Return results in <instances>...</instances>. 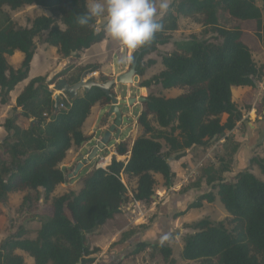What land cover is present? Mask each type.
Listing matches in <instances>:
<instances>
[{
	"label": "trees",
	"instance_id": "trees-1",
	"mask_svg": "<svg viewBox=\"0 0 264 264\" xmlns=\"http://www.w3.org/2000/svg\"><path fill=\"white\" fill-rule=\"evenodd\" d=\"M87 3L88 0H0L1 103H6L16 86L29 78L38 39L56 47L63 58L80 56L105 39L106 32L103 26L98 27L97 19L89 26L77 23L78 16L87 10ZM29 6L37 11L30 17L29 25L21 26L10 12ZM196 16L215 34L214 40L191 35L176 41L177 50L161 58L164 69L139 84L146 88L153 84L164 89L186 88V91L173 97L148 95L137 119L143 133L132 145L127 141L116 145L117 155L126 158L113 157L106 168H95L84 178L78 192L53 196L56 188L67 182L61 163L74 145L80 146L90 139L84 134L83 125L94 105L105 107L110 97L100 88L92 87L74 99H64V107L55 112L50 85L62 77L70 83L77 82L79 76L66 77L74 64L51 79L32 78L20 92L13 114L3 123L7 135L0 142V208L12 193L26 192L22 202L26 204L31 199L29 192L35 191L42 195L44 209L36 211L41 224L36 238H27V229L20 227L0 246V264H26L24 256L16 252L18 249L32 256L35 264H94L95 254L101 249L91 246L88 235L113 219L129 202L122 175L137 178L134 200L154 202L157 183L154 174H161L167 187L176 178L170 159L179 160L187 149L207 146L211 139L236 127L243 113L233 100L232 88H257L264 77V66H258L253 58L245 26L255 24V36L264 50V0L262 5L256 0H173L167 13L158 20L163 29L150 44L133 53L132 61L149 46L137 66V74L143 76L147 66L156 62L151 59L146 64L145 56L156 51L158 45L171 41L170 32L178 29L181 17ZM225 18L238 23L226 26ZM16 51L24 54L17 69L7 59ZM96 68V65L84 67L89 72ZM223 114H228L225 122ZM20 116L35 122L23 128L18 124ZM150 116L158 127L152 124ZM254 160L264 175V158ZM221 173L214 165L208 167L206 182L212 189L181 214L202 207L205 201L218 200L229 216L228 224L209 219L196 222L194 232L183 238L181 257L198 264H264V179L249 170L239 171L232 180H226ZM128 238L123 233L122 240ZM149 247L160 252L165 260L173 253L168 245L139 242L130 255Z\"/></svg>",
	"mask_w": 264,
	"mask_h": 264
},
{
	"label": "rangeland",
	"instance_id": "rangeland-1",
	"mask_svg": "<svg viewBox=\"0 0 264 264\" xmlns=\"http://www.w3.org/2000/svg\"><path fill=\"white\" fill-rule=\"evenodd\" d=\"M172 1L173 0H169V4ZM256 2L259 5L263 4V0H256ZM35 11H37V9L33 6H29L17 11H11L10 13L19 25L27 26L29 25L30 17L34 16ZM45 12L48 13L47 11ZM162 17L163 15H158L157 19L159 20ZM225 19L226 20L223 21V23L226 26H233L238 23L232 18ZM97 23L101 26L103 18H98ZM245 26H247L246 28L248 29L246 31L247 34L249 33V37H247L249 39L248 41L253 48V58L258 66H264V50L262 49L258 38L255 36V24L250 22L246 23ZM170 33L172 39L169 43L158 45L156 51L148 53L145 56L144 61L146 64L151 59L156 62L152 66H147L146 75L143 79H150L162 71L164 67L161 58L163 55L177 50L175 44L176 41L184 40L191 35H196L199 38H210L212 40H214L215 37L213 32H210L208 28H205V26L202 25L200 17L197 16L181 17L178 22V29ZM37 45L40 50H38L34 62V67L31 73L32 75L44 74L52 67L56 66V61L53 57L54 47L48 46L49 49H46L43 44V39H38ZM59 61V63H61L64 60L60 59ZM70 62L73 64L75 58H72ZM57 69L58 68L55 70ZM54 71L52 73H54ZM129 86L131 85L120 84V88L118 89V93L122 96L120 98L130 97L131 94L132 96L137 97V89L135 86H132L131 92L129 91ZM184 91H186V88H172L166 90L159 84H153L148 91L146 89V94L143 96L154 94L173 97ZM261 91L262 94H260ZM253 92V94H249V97H247L245 101H239L238 103L243 115L246 116L240 125V130L242 129L243 133H235L233 130L226 131L221 136L211 139L207 146H199L191 150L187 149L185 153L187 158H184L185 160L183 158L179 160L170 159L172 168L174 167L177 174L173 181V185L170 187L165 186L164 179H157L154 174L157 181L155 192L158 198L156 201L149 204H139V207L134 209L136 210L135 214L132 211L133 209L130 208L132 207V203L135 202L132 195L137 178L122 175V179L128 188L129 202L123 206L121 216L110 222L113 231H117L119 234L116 235L118 236L117 238H111L110 242L112 243L110 249L105 255H102L99 252L95 254L97 258L94 264H116L119 261L121 264H198L195 261L182 259L181 251L184 245V236L193 233V225L201 219H209L214 223L224 222L226 225L228 224L229 219L225 208L218 200L213 203L205 201L202 207L193 208L185 214H181V212L186 210L191 203L196 202L200 195L207 193L212 189L211 185L206 182V171L208 167L214 165L218 171H222L221 174L226 180H232L239 171L243 170H249L260 179H264V175L254 160V158H264V144L261 142V136H257L264 132V77L257 83V88H255ZM258 97L260 100H258ZM250 105H255L257 110L256 114H263L261 119H257L254 114L252 115L253 119H249L248 112H250L251 109H248V106ZM138 106L143 107L141 103H138ZM138 106L133 109L132 118L139 112ZM123 107H125V111L129 112V107L133 106ZM7 109V106L0 103V125ZM150 117L152 124L158 127L153 116ZM136 118L138 119V115ZM222 120L224 122L226 121V115H222ZM251 122L255 124L253 128L250 126ZM27 123L28 122H26V125ZM137 126H139L138 123ZM137 126H132L130 128L134 132L132 134H137L136 136L143 133V128L139 126V130H137ZM252 130L256 131V134H254L255 138L250 139L248 143H245L244 139L240 141L238 135L245 137L246 133ZM6 135V131L3 130L0 134V142L3 141ZM127 142L132 145L134 142L133 136L127 139ZM114 146L111 142L107 156H114ZM166 149L167 148L165 147L164 150ZM125 158L126 156H122V158L118 157L119 160H124ZM96 164L97 163L87 165V167L89 166L91 169H95ZM225 167H229V170H224ZM64 169L67 175L73 172L70 168ZM85 170L83 172H85ZM74 180L75 178L73 177L67 178V182L59 185L53 196H59L69 191L77 192L81 184V179L76 182H74ZM23 195H26V192L25 194L17 193L10 195L8 200L1 205L0 246L10 235L16 233L20 227L27 229V234L25 235L27 238L36 237L37 229L40 224V221L37 219L36 211L44 209V200L41 194H37L35 191H30L29 195L31 199L26 204H22ZM102 232V239H104V230ZM123 233L129 235V238L125 241L122 240ZM165 237H167V239H164ZM94 239L92 238L93 241ZM129 240H131V242H128ZM139 242L168 245L172 248V256L165 260L160 252L152 247L147 248L140 254L131 256L130 253L135 249L136 244ZM101 243L103 244V242ZM117 245H120V250H117ZM26 264L30 263L26 262Z\"/></svg>",
	"mask_w": 264,
	"mask_h": 264
},
{
	"label": "crops",
	"instance_id": "crops-1",
	"mask_svg": "<svg viewBox=\"0 0 264 264\" xmlns=\"http://www.w3.org/2000/svg\"><path fill=\"white\" fill-rule=\"evenodd\" d=\"M103 24H104V19H103V23H102L101 26H103ZM101 26L98 25V27H101ZM43 44H44V47L46 49H49L48 46H50V45H48V44H46L44 42H43ZM51 47H53V46H51ZM38 50H40V49H39V47L37 45L36 53L33 56V59H32V62H31V66H30L29 78L27 80H24L23 82L19 83L16 86V88L10 93L9 99H8V101L6 103H1V101H0V103L2 105L8 107L7 111L5 112V114L3 116V121L1 122V125H0V134H1V132L3 130H5L4 127H3V123L5 122V119L7 117H9V116L12 115L13 109L16 107V99H17V96L20 94V92L24 89V87L29 83V81L32 78L37 77V76H47L48 79H51L55 74H57L58 72L62 71L69 64H71L70 60L72 58H75V62L74 63L72 62L74 64V67H72V69L67 73V75H66L67 78L68 77H72V76H79V78H80L81 75L85 71H88L89 72V70H85L84 69L85 66H88V65H96L97 66L96 70L95 71H92V72H97V75H98L97 76V79L102 80L103 77L110 78V77L117 76L120 73H123V72L127 71L129 69L131 63H132V59H131L130 62H125V63H120L119 61L121 60V58H124V57H128V56L133 57V53L127 52L124 48H122L119 45V43L117 41L112 40L106 34V37H105V39L103 41L92 45L90 48H88V49L84 50L83 52H81L80 53V56H77V57L74 56V55H72V56L67 57V58H61V56H59V54L57 52V48L54 47L53 48V51H54V56L53 57H54V59L56 61V66L52 67L48 72H46L44 74H35V75H32L31 73H32V70H33V67H34V62H35L36 56L38 54ZM7 59H8V62L14 68L17 69V68H19L21 66V64H22V62L24 60V54L21 51H16L13 55L7 56ZM60 59L61 60H64V61L61 62V63H59L60 62L59 61ZM56 68H58V69L55 70ZM53 71H54V73H52ZM50 74H51V76H50ZM145 75H146V72H145V74L143 76L138 75L135 78V81L140 84V82L142 80H145V79H143V77ZM87 77H89V76H87ZM132 86L134 87L135 85L129 86L130 87L129 88V91L130 92L132 91L131 90ZM50 88L52 89V85H50ZM119 88H120V85H117L115 87V93H116V95L118 97H122L118 93V89ZM135 88L137 89V91H136L137 97H140V96H143V95L146 94L144 92V88H146V87H142V86L138 85V86H135ZM146 89L148 91L149 88H146ZM254 89L255 88H253L251 86H234L232 88L233 100H234V102H236V104H237V106L239 108H240V106L238 104L239 101H245L247 99V97H249V94H253L254 93L253 92ZM166 90H170V89H166ZM54 93H55V91H54ZM79 93L81 94V93H83V91H80ZM260 94H262V91L260 92ZM130 97H133L132 94L130 95ZM170 97H172V96H170ZM258 100H260L259 97H258ZM142 105H143V103H142ZM137 106H138V103H136L135 105H133V107H129V112H127V111L124 110L125 107H123V106L121 107L124 115L128 116L130 118V120H131V124H129V125H123V127H122V133L120 135V140L121 141H127V139L131 138V136H133V139L134 140L137 137L136 136L137 134H135V135L132 134L134 132L132 131V129H130L132 126L133 127L137 126V123L138 122H137V118L136 117H137V115L139 116V114L143 110V107L142 106H138L139 107V112L136 114L135 117L133 116V118H132V115H133L132 111ZM108 109H109L108 106L107 107H104V106H101L99 103H97L96 105H94V107L92 108V111H91L90 115L88 116V118L86 119V121H85V123L83 125V132H84L85 135L89 136L90 139L87 141V144L84 147H82V144H81L80 146H75L74 145L71 148V150L68 152V155H67L66 159L61 163V167L62 168H70L72 171H74L77 163L79 161H81V159H82L81 156L82 155H85L86 156L88 154V151L93 146V142H90L91 139L94 138V137L100 138L101 135H102V133L105 131L106 127H108V125L111 123V120H108V117H107V110ZM250 109H251V111L249 110L250 112H248L249 119H251V120L253 119L252 118V115L253 114L255 115V117L257 119H261L263 117V114L262 115H259L258 113L256 114L257 110L255 108V105L252 106ZM20 111H21V108L19 107L18 108V112H20ZM263 112H264V106H263ZM223 115L224 116L226 115V120H227L228 114H223ZM102 116H104V117H102ZM244 118H246L245 115H243L242 119L238 122L237 126L233 129V131L235 133H243L242 129L240 130V128H241L240 125L244 121ZM26 122H28L29 124L27 123V125H26ZM31 122H32V120L26 119V118H24L22 116H20L19 119H18V124L21 127H23V128L29 127V125L31 124ZM250 126H252V128H253V126H255V124L253 122H251V125ZM136 128H138L137 130H139V126H137ZM255 132H256L255 130L248 131L246 133L245 137L240 136V135H238V137H239L240 141L242 139H244L245 143H248L250 139L255 138V136H254V134H256ZM257 136H261V142H262L263 139H264V132L261 135L259 134ZM118 143L119 142H117L113 138L112 145L114 146V144H115V146H114V151L115 152H113L114 153V156L113 157H116L117 159H118V157L119 158H122V156H119L116 153V145ZM182 158L183 159L184 158H187V156L184 155ZM180 162H182V161H180ZM172 169L175 171L174 167ZM71 170H70V172H71ZM84 170H85V172H83ZM93 170L94 169H91L89 166L88 167L86 166L83 169H81L79 171V173L75 177H73V178H75L74 182L79 181L81 179V184L79 186V190L83 187V180H84V178L88 174H90ZM155 176H156L157 179L158 178H163L162 175L161 174H158V173L155 174ZM126 177H128V176H126ZM67 178H69L68 175H67ZM136 183H137V181L134 184V188L137 186ZM62 184H64V183H62ZM55 192H56V190L54 191V193ZM17 193L25 194V192L21 191V192L12 193L10 195L17 194ZM24 196L25 195H23V197ZM155 196L156 197L153 198V199H155V201H156V199L158 197H157V195H155ZM139 202H140L139 204H143V202H141V201H139ZM120 216H121V212L118 213V214H116L113 219L108 220L104 225H102L94 233L88 235V240H89V243L91 244V246L92 247H99L101 249V251L99 253L102 254V255H105L109 251L110 245L112 243V242H110L111 238L112 237H114V238H117L118 237L116 235H118L119 233L117 231L116 232L113 231V229L110 226V222L113 221L114 219H117ZM37 219H39V218L37 217ZM40 226H41V224H39L37 231L40 229ZM103 230H104V239H102V235H101L103 233L102 232ZM36 236H37V234H36ZM92 238L93 239L95 238L94 241L92 240ZM32 239H34V238H32ZM101 242H103V244ZM128 242H131V240H129ZM116 247H117V250H120L119 249L120 245H117ZM16 252L18 254H21V255L24 256L25 262H28L30 264H35L34 258L32 256H30L27 252L22 251L20 249H18Z\"/></svg>",
	"mask_w": 264,
	"mask_h": 264
},
{
	"label": "clouds",
	"instance_id": "clouds-1",
	"mask_svg": "<svg viewBox=\"0 0 264 264\" xmlns=\"http://www.w3.org/2000/svg\"><path fill=\"white\" fill-rule=\"evenodd\" d=\"M169 7V0H88L87 10L78 16L77 23L89 26L103 18L106 34L127 52L134 53L150 44L163 29L157 17L166 14ZM131 59L128 56L119 62H130Z\"/></svg>",
	"mask_w": 264,
	"mask_h": 264
},
{
	"label": "water",
	"instance_id": "water-1",
	"mask_svg": "<svg viewBox=\"0 0 264 264\" xmlns=\"http://www.w3.org/2000/svg\"><path fill=\"white\" fill-rule=\"evenodd\" d=\"M149 49V46L140 50L132 61L129 69L117 76L107 78L105 80H99L97 78H88V71H85L77 82L70 83L68 79L62 77L53 85L55 112L60 111V104L64 99H74L78 96L80 91L85 93L89 92L92 87H98L104 91L110 97V103L105 107H109L107 111L108 120L111 123L106 127L100 138H92L90 142H93L92 148L88 151V154L82 155L81 161H79L73 172L69 173L70 178L75 177L81 169L87 165L95 164L99 152L106 154L113 138L120 142V135L122 133L123 125L131 124V120L128 116L124 115L122 106H133L136 103H144L147 100V96L140 97H124L120 98L115 93V87L117 85H139L135 81L137 74V66L141 55ZM35 120H32L34 123ZM87 141L82 143V147L86 146ZM153 198L156 196L153 195Z\"/></svg>",
	"mask_w": 264,
	"mask_h": 264
},
{
	"label": "built area",
	"instance_id": "built-area-1",
	"mask_svg": "<svg viewBox=\"0 0 264 264\" xmlns=\"http://www.w3.org/2000/svg\"><path fill=\"white\" fill-rule=\"evenodd\" d=\"M88 76H89L88 78H97L98 75H97V72H90ZM61 107H64V104L63 103L60 104V108ZM108 150H109V148H108ZM111 156H107V153L106 154H103L102 152H99L98 157H97V160L95 162V163H97L96 164V168H106L111 163V161H112L111 160ZM107 157H109L108 163L105 166H101L100 165V162L102 160H104L105 158H107ZM112 158H113V156H112ZM139 203H140L139 201L135 200V202L132 203V207L130 206L131 207L130 209H133L132 211H133L134 214L136 213V210H134V209L136 207H139Z\"/></svg>",
	"mask_w": 264,
	"mask_h": 264
},
{
	"label": "bare ground",
	"instance_id": "bare-ground-1",
	"mask_svg": "<svg viewBox=\"0 0 264 264\" xmlns=\"http://www.w3.org/2000/svg\"><path fill=\"white\" fill-rule=\"evenodd\" d=\"M144 92H146V88H144ZM108 161H109V157H107V158H105L104 160H102V161L100 162V165H101V166H105V165L108 163Z\"/></svg>",
	"mask_w": 264,
	"mask_h": 264
}]
</instances>
